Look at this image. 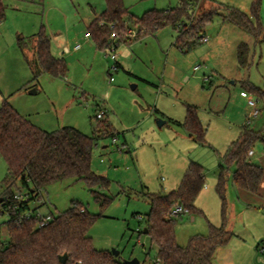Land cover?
Segmentation results:
<instances>
[{
    "label": "rangeland",
    "instance_id": "rangeland-1",
    "mask_svg": "<svg viewBox=\"0 0 264 264\" xmlns=\"http://www.w3.org/2000/svg\"><path fill=\"white\" fill-rule=\"evenodd\" d=\"M123 2L138 18L150 10L179 6L178 0ZM253 2L200 1L195 16L219 13L205 28L208 42L183 52L175 45L179 32L167 27L131 43H120L115 51L119 67L114 72L111 50H99L93 38H85L89 25L106 10L105 0H6V18L0 24V90L8 102L47 132L72 127L93 136L100 122L109 121L116 135L97 138L93 151L92 169L109 179L108 189L67 179L46 187L40 201L31 202V209L39 208L43 216H58L78 204L100 216L89 234L97 250L117 251L123 261L155 264L157 249L145 234V217L151 209L146 194H168L177 189L192 162L204 168L205 186L195 204L201 213L184 215L175 228L179 245L186 246L194 236H207L210 225L219 227L224 221V206L217 192L220 167L224 166L225 222L234 236L217 250L215 264H264L260 252L264 208L240 197L232 177L236 166L224 160L248 124L249 100L257 101L246 83L264 88V32L257 39L225 21V6L240 9L256 23ZM259 20L264 27V0ZM129 25L135 30L133 23ZM42 31L50 38L52 55L64 59L68 66L64 79L43 74L33 80L35 39ZM78 43L82 49L74 51ZM241 44L248 49L245 67L237 59ZM187 105L197 108L206 130L204 144L191 139L179 124L186 117ZM257 105L261 113L250 125L264 131V103L257 101ZM102 112L104 119H97ZM160 120L167 122L161 128ZM253 151L251 161L261 165L264 143H256ZM6 175L7 165L0 158V197ZM13 190L27 193L20 183ZM93 192L114 201L102 209ZM9 220V215L0 214L4 241L8 240L5 223Z\"/></svg>",
    "mask_w": 264,
    "mask_h": 264
},
{
    "label": "trees",
    "instance_id": "trees-1",
    "mask_svg": "<svg viewBox=\"0 0 264 264\" xmlns=\"http://www.w3.org/2000/svg\"><path fill=\"white\" fill-rule=\"evenodd\" d=\"M178 1L179 6L176 8L150 10L138 18L130 13L123 0H105L106 10L89 25L87 33L95 40L99 50H107L111 44L118 47L122 42L131 43L133 39L154 35L171 27L179 32L175 45L183 52L191 51L203 42L206 26L219 13L202 12L195 16L202 0ZM260 6L261 0H254L252 14L257 18L256 23L246 13L231 6H225L226 14L223 19L244 28L258 39L264 32L259 20ZM6 10V0H0V24L6 18ZM129 23H133L136 30L133 38L126 37L127 32L133 30ZM113 34L118 39L113 40ZM35 40L33 80L43 74L64 79L68 66L64 59L52 55L49 36L42 31L36 35ZM246 46L241 44L238 47L237 59L241 67L246 66ZM246 89L258 102L264 103V88L247 82ZM180 125L191 139L200 144L205 143L206 130L196 107L186 106V117ZM102 130L105 131L104 136L99 134ZM263 132L254 130L248 123L224 156L227 165L236 166L232 176L235 187L254 196L259 195L264 168L254 164L249 153L256 143H264ZM115 136V130L109 121L100 122L93 136H87L72 127L47 132L20 114L7 99L2 101L0 158L7 165V175L2 183L4 192L1 197L5 200L0 213L9 215L10 220L5 223L8 240L4 241L0 234V264H62L59 258L65 254L68 255L65 264H126L120 256L116 257L111 252L94 247L89 234L100 218L99 215L91 214L84 207L73 204L71 209L53 216L52 220L41 227V220L36 216L39 208L30 207L31 202L40 201L46 187L67 179L83 181L90 187L108 189L109 179L93 171L92 158L97 138ZM205 179L204 168L192 162L177 189L168 194H146L151 209L145 222L147 235L157 249L155 264H215L217 250L226 246L233 238L234 235L227 230L225 222L227 173L224 166H221L217 192L224 206L222 225H210L207 236H194L186 246L179 245L177 241L175 228L178 220L184 215L201 213L195 204L205 186ZM18 183L27 190L29 201L17 203L14 200L13 189ZM93 193L102 209L114 201L113 197L103 193ZM178 207L182 208L183 213L176 215L174 211ZM25 214L31 215L29 220L24 219Z\"/></svg>",
    "mask_w": 264,
    "mask_h": 264
},
{
    "label": "built area",
    "instance_id": "built-area-1",
    "mask_svg": "<svg viewBox=\"0 0 264 264\" xmlns=\"http://www.w3.org/2000/svg\"><path fill=\"white\" fill-rule=\"evenodd\" d=\"M136 36V33L134 32V30H129L126 34V37L127 38H133ZM85 38L87 39H90L91 36L89 33H86L85 34ZM112 39L113 40H116L118 39V36L116 34H113L112 35ZM208 37H205L202 41L205 43V42H208ZM116 48L117 46L115 44H111L110 46V50H111V58L112 60L115 62L113 68L111 69L112 71L116 72L118 70V66H117V55L115 53L116 51ZM82 49V45L81 44H76L75 47H74V51H79ZM68 51V49H66ZM113 81V79H111ZM251 111H250V114L248 116V122L247 123H251V120L252 119H256L259 117L260 113H261V110L258 108V105H257V101H254V100H249V103H248ZM105 116V112H102V113H99L97 115L98 119H103ZM115 139H114V143H115ZM123 150V147L122 148H119V151H122ZM249 155H253V151H251L249 153ZM29 198H30V195L28 193H20V192H15L14 194V200L17 202V203H21V202H27L29 201ZM42 203V201H41ZM14 209H17V207H14ZM183 211H182V208L181 207H178L175 211H174V214H182ZM36 216L40 218L41 222L39 223V225L42 227L44 226L47 222H49L50 220H52L53 216L52 215H47V216H43L41 213H40V210H38L36 212ZM24 219L26 220H29L31 215L30 214H25L24 216ZM260 252L264 254V248H261L260 249Z\"/></svg>",
    "mask_w": 264,
    "mask_h": 264
},
{
    "label": "crops",
    "instance_id": "crops-1",
    "mask_svg": "<svg viewBox=\"0 0 264 264\" xmlns=\"http://www.w3.org/2000/svg\"><path fill=\"white\" fill-rule=\"evenodd\" d=\"M75 47V46H74ZM80 51V50H79ZM4 99H7L6 96L1 92L0 90V105L2 103V101ZM28 118V117H27ZM29 119V118H28ZM31 120V119H30ZM33 122V121H32ZM34 123V122H33ZM35 125L37 124V126H39L40 124L38 122L34 123ZM180 124V123H179ZM44 130V129H43ZM123 149H125V146L123 147ZM252 157L255 156V152L253 151V155H251ZM261 162H262V166L264 167V158H261ZM239 191V195L242 199H244L245 202L247 203H251V204H254L253 206H256V207H261V208H264V179H263V182H262V185H261V188H260V192H259V197H256V196H251V194L249 195L248 193L244 192V191H241V190H238ZM2 197H0L1 199ZM250 204V205H251ZM1 214V213H0ZM3 215V214H1ZM264 241V240H262ZM264 248V246L262 247Z\"/></svg>",
    "mask_w": 264,
    "mask_h": 264
},
{
    "label": "water",
    "instance_id": "water-1",
    "mask_svg": "<svg viewBox=\"0 0 264 264\" xmlns=\"http://www.w3.org/2000/svg\"><path fill=\"white\" fill-rule=\"evenodd\" d=\"M31 93H32V94H36L37 91H36V90H32ZM166 123H167V122H166V121H163V120L158 121V125H159L160 128L163 127ZM4 200H5V198H1V199H0V203H2ZM147 232H148V231H147V229H146V230H145V234H147ZM112 253H113L116 257H119V256H120V253L117 252V251H113ZM59 259H60V262H61L62 264H65V263L68 261V255L65 254V255L61 256ZM125 263H126V264H141V262H140L138 259H132V260H129V261H125Z\"/></svg>",
    "mask_w": 264,
    "mask_h": 264
}]
</instances>
